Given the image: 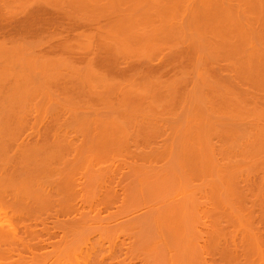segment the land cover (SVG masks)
<instances>
[{
	"label": "bare ground",
	"instance_id": "6f19581e",
	"mask_svg": "<svg viewBox=\"0 0 264 264\" xmlns=\"http://www.w3.org/2000/svg\"><path fill=\"white\" fill-rule=\"evenodd\" d=\"M13 1L18 3V0H0V28H2L0 30V34L2 35L0 36V264H45L51 258L50 264H79V260L81 259H83L81 260L83 264H138V262L139 264H210L207 260L208 258L211 259V264H215L219 260L220 264H230V260L234 262L232 264H264V218H261L263 215L258 214L257 210H255L257 209L256 206H258L255 202L262 203L261 206L264 210V166H262V170H259L262 172V175L260 177L257 175L258 180H254V177L251 179L248 176V173L252 170V165L257 163L258 160L259 162H264V158L257 157L258 160L255 158L256 156H253L252 160L250 159L251 157L249 159L245 158L249 162H244H251L249 164V169L251 170L248 169L249 171L244 170L242 167L241 161L243 156L240 159L236 157V161L233 159L238 154L232 157L234 160L232 162L229 160L231 158L230 155L221 151L223 155L219 154L221 159H217V152L211 142V137L216 132H219V129L216 128L217 125H214L215 129L214 127L212 129L213 125L211 126L206 121L207 114L213 115L215 113V116L217 115V109L213 103L212 107L210 102L215 95L219 96L217 94H220L219 90L221 88L217 84H223L224 82H217L219 79L216 80L217 77L214 78L213 72L211 71L212 75H210L208 71L209 68H217L216 58L218 57H215L214 54L217 55L218 52H223L225 58L226 54H230L231 56L235 54V52L240 50V47L245 49L249 48V45H252L249 41L253 38H258L252 32V30L255 31L252 25L253 19H257V17L254 16L253 18L252 15L256 12H259V15L261 13L264 14V0H86L90 4H85V6L88 5L89 7L81 6L85 3V0H82L83 2L76 0L75 4L80 3L76 7L77 11L75 10V6H72L74 3H71V0H69L71 7L75 8L76 13L69 7L70 4L65 5L66 2L64 0H29L33 2L28 5V0H24L27 7L25 4L23 7V0H19V2L22 1V6H20V3L14 2L13 4ZM10 5H13V7ZM17 5H19V8ZM29 6L32 8L30 9ZM60 7L65 8L62 10ZM66 7L71 8L73 14H75L73 15L74 17L72 16V22L70 21L71 24L78 25L77 27H73L74 29L71 28L74 25L69 24L70 22L64 17L66 15L64 11L67 9ZM79 7L92 11L88 13L84 10L87 14L82 11L83 9L81 11L78 10ZM90 7L91 9H89ZM20 8L24 10V13H22L23 10H20ZM24 8L26 10L29 8L30 11H26ZM212 8L216 11L214 12ZM17 11L19 12V20L16 19V16L18 18ZM63 11L64 13H62ZM78 11L85 14L81 13V15ZM208 11L210 12V16L212 12L216 13L218 11V18L214 14L215 18L211 16L212 18L208 19ZM60 13L64 15L62 16ZM77 14L81 16V19ZM86 14L90 19L87 16H83ZM248 14L250 15L248 16ZM62 17L66 19L65 23L71 25L67 24L65 27L73 30H67L64 27L56 28L62 26L64 23L62 21L63 23L61 24L60 20H64L60 19ZM84 17L87 18V21L82 22V18L83 20L86 19ZM11 20L18 21H15L16 23L13 24ZM56 20L60 21L61 25L58 23V26H56ZM88 20H91L93 23L91 21L89 23ZM99 20H104V23L108 21L109 25L106 23L105 25H108L106 27L100 21L101 24L103 23L102 27L99 24ZM10 23L12 29L10 28ZM43 23L45 25L51 24V28L53 25L55 32L52 34L53 30L50 27L48 28L49 25L45 26ZM78 23L85 28H82ZM85 24L88 27L84 26ZM93 24L98 26L94 27ZM224 24H226L227 28H218L224 26ZM6 26H9L10 29L5 28ZM14 26L16 30L13 29ZM39 26H42V31H44L43 28L48 30L42 33L39 31L41 30ZM78 28L79 30H77ZM57 29L61 30L62 33L59 30V33H57ZM75 29L79 32H76ZM207 29L211 33H219V36L222 37L221 42L218 43V39H216L218 40L217 43L216 40L215 42L213 40V43L207 41L210 39L204 40L202 36L206 34ZM9 30H12L10 34L12 32L13 34H21L15 35L18 37V41H16L17 38L15 36L12 37V35L8 34ZM1 31L9 36L3 38L6 35L1 33ZM37 31H39V35L43 38L47 37L46 39H49L51 36L50 41H44L39 36L41 40L39 38L35 39L38 40V42L35 41L37 44L35 42V44L30 43L32 42L30 39H34L38 35H33ZM84 31H89V33H83ZM46 33L49 35H46ZM29 34H32L34 38ZM42 34H45V36ZM1 37L3 38L2 40ZM26 38L30 41L26 40ZM257 40L259 41V38ZM45 44L46 46H44ZM261 49L255 47L253 53L246 54L245 58L242 59L240 66L244 74L248 75L249 72L250 75V72L254 73V71L258 74L259 71L255 70L257 69L255 66L257 63H261L258 66H264L263 59H260L264 54V48ZM214 51L215 53H213ZM259 53H262V55ZM74 57L83 62V64L85 63V66L78 64L81 68H77L76 63L79 62H75L76 59ZM155 57L159 59L155 60L157 63L154 61ZM163 59H165L166 63L163 62ZM138 61H148L147 69L149 68L150 70H154L152 66L157 65L155 67L157 77H136L134 75L131 76V74L130 76L120 77L133 69L139 71L141 68L137 69L136 67H141L142 64L144 66V62H141L139 66ZM223 61L219 63H223ZM210 62L211 65H216L214 67L210 66ZM235 64L231 60L230 63L227 62L220 65L219 71H222L220 72L221 75L227 69L229 70V74L221 78L222 80L228 79V88H232L234 85L238 87V85H241L238 82L242 83V79L245 82L247 81V75L239 77V70H237L239 67H235ZM169 65L175 69L173 71H176L180 67V70L178 69L177 71L178 75L177 72L172 73L174 74L173 76L168 74V78L170 76L173 77H170V80L165 76L166 70L168 68L171 69V66L168 67ZM185 65L189 69L191 66L190 71L192 73L189 70L190 74L187 72ZM144 67L146 68V66ZM145 68L143 69L144 71ZM17 69H20L21 72ZM23 69L26 71L24 72ZM104 70L108 71V74L111 71L114 76H117H106ZM152 70L151 72H155ZM18 71L19 74L22 73L23 75H18ZM63 71L68 73L70 77L66 78ZM179 71H181L180 74ZM26 72L30 74L27 75ZM35 72H40L39 74L42 72L43 75H41L43 77L34 76ZM50 73L52 74L50 75ZM187 73L189 76L195 74V78L197 79L195 84L198 81L196 85L194 84V80L192 82L188 77ZM257 74L252 75L258 76ZM52 75H56V77H52ZM191 78L195 79L192 76ZM66 79L73 80V83L75 81L74 85L78 82L75 88L74 86L71 87V89L74 88L75 92L77 89L79 91L82 85L80 93L83 92L84 94V88L87 85L89 88L87 89L86 87L85 91L89 92L88 96L92 97L94 95L100 99L103 97V101L92 97L94 101L96 100L95 103L97 101L100 102L99 106H102L104 103L102 108L100 107L101 111L98 109V104L96 105L98 106L97 109L93 103H90L93 105H89V108L88 104H85V100L84 104L88 108H85V105H83L82 109L79 108L80 104L79 107L77 106L80 103V100L78 101L77 99L78 97H75L76 103H71V101H74L73 95L71 97L67 94V96L62 93L59 94L57 91L53 92L56 87L59 88V85L64 86V82L61 83L63 85L56 83L65 81ZM209 79L214 80L210 81ZM70 80L68 82L71 84ZM189 80L192 83L190 82L191 84L187 83L186 85L187 87L190 85L189 88L192 90L185 88L190 91H183L185 83ZM146 82L147 84H145ZM47 83L54 84L51 87L58 86L54 89L49 87V89L51 88L49 90L46 86ZM192 84L194 87L191 86ZM78 85H80L79 88H77ZM144 85L146 86L144 87ZM3 88L7 90L2 91ZM60 90L62 89L60 88ZM236 90H239V87ZM244 90L242 92L248 98L249 92H247L248 90L246 91V88ZM261 90L259 89V91ZM259 91L257 92L258 94ZM72 92L74 93V91ZM85 95L82 96L85 97ZM255 96L253 95V97ZM112 97L116 100L114 101ZM256 97L254 101H258ZM93 100L90 99L91 102ZM115 102L119 104L118 109L115 108L117 105H115ZM105 103L106 106L108 103L107 107H105ZM71 104H75L78 109H74L76 106L72 107ZM186 104L188 107H186ZM254 104L257 105L256 102ZM172 105H177L180 108H177V110L174 106L175 110H173ZM254 108L255 106L252 107L251 111L252 114L254 113L253 116H257L255 113H262V109L255 108L254 111ZM261 108L264 110V106H261ZM102 110H106L105 115L109 117L102 114ZM108 110L114 112L115 114L112 113V116L115 117L112 118ZM168 110H170V118L171 115L172 118L175 115L176 117L179 115V118L175 117L176 119H173H178L177 121L184 120V125H186L184 130L182 129L184 127L183 123L182 127H180V124H174L169 128L175 137L177 136V138H173V141L170 140L171 142H164V144L162 139L160 143L163 144H154L150 141L154 137L153 135H151L153 137H149L150 131L148 132V136L145 134L147 132L145 130L144 133L140 129L144 135L138 132V129L142 128V126H139L141 125L139 123L142 121L148 123L143 124L142 122V125L146 126H150L149 123L152 122L150 128H153V132L157 131L158 134L159 132H163V128L161 130L157 126L164 127V125H167L160 122L165 118V116L162 117L161 115ZM39 111L41 113L37 114ZM89 111L93 113L92 118L87 115ZM196 111L206 113L205 121L207 125L205 123L201 124L203 126L202 131L196 128L201 127L199 124V120L201 121V119L199 116H196L197 114L199 115V113L196 114ZM174 112H178V114ZM251 112L247 111L249 115ZM42 113L43 119L56 121L54 122L55 124L49 125L44 121L48 124V126L45 124L47 127L43 126L42 122L41 124L39 122H37L39 124H35L34 122V124L32 123L29 126L26 125L28 114L35 117L36 115L41 116ZM153 113H161L157 117L158 119L160 118V122L157 120L160 124L156 125L157 123L154 124L151 121ZM146 115L151 118L146 117ZM156 115H153V118H156ZM166 115L168 114L166 113ZM183 115L185 118H183ZM249 115L247 119L250 118V121L252 115L250 117ZM262 115L264 113L258 116ZM193 116L197 119V123L194 122V119L192 120ZM238 116L236 115V117ZM142 117H146V120H141L143 119ZM42 118L35 117L34 120L42 121ZM71 119H81L82 121H89L88 119H90L91 121L89 122L93 121V125L90 123L86 125L85 123V125L81 124L70 127L68 124L62 125L58 123L59 120L67 121ZM126 121L130 122H127V124H131V122L132 124L127 125ZM137 122L138 124H136ZM252 124L255 125V122L251 123L253 129L256 128L257 130L260 127L257 128V124L259 123H256V126ZM40 126L46 128L42 129ZM66 126L72 129H67ZM261 126L260 129L263 131L264 126ZM192 127L194 128L193 130H191ZM24 131L27 135H23ZM21 133L23 136L20 135ZM50 133H52V137L49 135L51 138L47 139V135ZM84 133L86 137H84ZM260 133H258L259 136L256 133L260 138L256 143H259L258 147L264 149L263 145L260 144V140L264 139V131L263 135L262 133L260 135ZM158 134L155 137H158ZM74 136L83 138L79 139L78 137L79 140H75ZM73 137L75 138L74 140ZM156 139L158 140V138ZM251 142L253 143L254 141H250V145H252ZM253 144L254 146L252 147L255 148V143ZM202 146L204 149L207 148L206 151L204 150L206 154L200 155L204 160L203 163L205 162L204 166L207 165L205 172H202V168L200 169V163L202 162L200 156L196 155L197 147L201 149ZM115 148L118 151L124 150L125 154L121 155L122 152L118 151L117 154ZM202 149L198 150L202 153ZM216 150L220 153V150ZM246 150L244 148V151ZM112 153H115V155ZM225 154L229 155V158ZM231 156H233V153ZM246 156L244 155V157ZM225 158L231 162L228 167ZM163 161V165L157 166V164ZM261 165L264 164L261 163ZM210 167L213 168V171ZM252 172L256 173L258 171L253 170ZM213 173L217 175L218 182L211 179L212 176L210 178V175ZM204 175L209 178L208 180H211L208 183L209 188L206 189L208 190V195L207 191H204L205 188L203 190L206 194L205 196L202 189L194 186L192 182L195 177L198 178V176ZM249 178L252 181L249 180L250 184L248 187L246 185V187H237L235 185L239 181L242 182L244 180L247 182ZM216 183L219 185L218 187H216ZM235 194L237 197H235ZM209 196L217 199L216 201L214 199L213 203L217 202L218 205L217 203L215 204L217 207L220 205L221 211H228V206V208L226 207L222 210V206H225L224 201L226 197L227 199L228 197H231V199L235 197L237 199V206L229 204L232 205L231 209L236 207V212L234 214L232 212L229 213V211L224 212L225 216L221 213L223 214L222 217L225 218L222 221L220 220L222 217L219 216L218 220V216H213V213H215L214 209H217L216 212H219L220 209L213 205V209H210L211 206L206 202L209 200L211 202L212 198L209 199ZM220 196H223V198H220ZM246 200L254 202V205L252 204L250 208L248 207L249 210L244 205ZM112 207L115 210H112ZM102 211L107 212L106 216L103 214L105 218L100 215ZM226 213H229L227 217L230 218L232 216L231 221L233 220L232 224L225 225L227 231L225 230V226H222V222L224 221L229 223ZM59 216H65L68 219L52 221V225L47 221L49 218L55 217L56 219ZM206 220L209 221V224H207L208 222L206 223ZM38 223L41 227L38 226ZM235 223L237 224L235 225ZM228 226H231L233 232L237 230L236 235L237 233H242L239 238L242 244L244 243L242 241L247 238L245 236L252 234L248 238L252 244V250L249 253L252 257V259L249 258L251 261L246 258L250 256L244 254V248H241L240 252L243 253H240L238 251L239 248L235 250L236 247L232 248L231 245H229L231 247L227 246V249L223 248L225 251L223 250L222 253L220 251V254H217L218 257L215 255L216 253L209 252L210 248L208 246H211L213 243L217 244L220 239L219 236L212 237V234L217 235L222 233V239L224 240L221 241L227 243L228 238L224 237L223 231L225 230L224 233L228 232ZM20 228L23 229L22 234L19 233ZM203 228L208 233L209 231L211 233L208 234L203 231L202 234L200 229L204 230ZM222 228L225 229L223 230ZM104 230L109 234H106L105 237L102 235V237L100 235L102 233L99 232H104ZM204 232L205 235L207 233L211 237L206 236L204 238ZM199 233L202 234V237ZM94 234L96 239L94 238ZM235 234L233 233L232 235ZM92 235L93 241L90 238ZM24 236L36 239L37 241H31V244L29 240L24 242ZM40 236H42V239H39ZM52 237L53 241H51ZM55 237L58 239L54 241ZM232 237L229 242L235 246L237 243L235 242L236 240H232ZM205 239L207 242H211V245L209 243L208 246L205 245V247L207 246L206 248L203 246V243H207ZM104 242L107 243V248L105 247L106 251L103 248L105 252H101ZM188 244L190 247L187 246ZM18 246L22 250L19 251ZM213 246L215 245L213 244ZM249 246L251 245L249 244ZM187 247L189 250L186 249ZM43 249H48V251L44 255L37 256L38 250ZM23 251L31 253L29 260L27 257L22 256L23 253L21 252ZM18 257H21L20 261L16 260L14 262L13 259ZM215 259L218 260L215 261ZM104 260L107 261L104 262Z\"/></svg>",
	"mask_w": 264,
	"mask_h": 264
},
{
	"label": "rangeland",
	"instance_id": "374dc122",
	"mask_svg": "<svg viewBox=\"0 0 264 264\" xmlns=\"http://www.w3.org/2000/svg\"><path fill=\"white\" fill-rule=\"evenodd\" d=\"M64 1L67 3L69 0H68V1H67V0H64ZM77 1H78V2H83L84 0H83V1H82V0H81V1L77 0ZM93 1H94V0H93ZM96 1H97V0H96ZM14 2L17 3L16 1H13L12 3L14 4ZM21 2H22V1L19 2V0H18V3H17V4L20 3V6H22V5H21ZM25 2H26V1L23 0V7H24V4H25V6L27 7V5L30 4V3L33 2V1H29V0H28L29 3L27 2V5H26ZM72 2L75 4L76 0H75V1L71 0V3H72ZM86 2H87V1L85 0V3H83L81 6L83 7V5L85 6V4H88V3H89V1H88L87 3H86ZM10 3H11V2H10ZM66 3H65V5H69V4H70V1H69V3H67V4H66ZM74 4H72V6H75V8H76L77 5L80 4V3L75 4V5H74ZM89 4H90V3H89ZM89 4H88V5H89ZM33 5H34V4H33ZM65 5H64V6H65ZM88 5H86L85 7H89ZM10 6L13 7V5H10ZM14 6H15V5H14ZM31 6H32V5H31ZM17 7L19 8V5H17ZM23 7H22V8H23ZM34 7H35V6H34ZM69 7H71V4L69 5ZM69 7H66L67 9L64 10L66 15L63 14L64 17H66V19H67L68 22H70L71 19L74 17L73 15H75V14H73V11L71 10V8H72L73 10H74L75 8H74V7L69 8ZM82 7H79V8H81V9L78 8V10L81 11V10L83 9ZM85 7H84V8H85ZM18 8H17V9H18ZM22 8H20V10H23ZM29 8H30V6H29ZM29 8H28L27 10H29ZM31 8H32V7H31ZM31 8H30V9H31ZM60 8L63 10V8H65V7H63V8L60 7ZM68 8L70 9V11H68V10H69ZM24 9L26 10V8H24ZM89 9H91V7H90ZM89 9H88V10H89ZM212 9H213V8H212ZM212 9H209V10H212ZM27 10H26V11H27ZM62 10H61V11H62ZM75 10L77 11V8H76ZM75 10H74V13H76ZM84 10H86V9H83L82 11H84ZM213 10H214V9H213ZM213 10H212V11H213ZM217 10H218V9H217ZM29 11H30V10H29ZM64 11H63L62 13H64ZM71 11H72V12H71ZM86 11H87V10H86ZM86 11H84V12H85V13H87V12L89 13V12L92 11V10H89V11H87V12H86ZM199 11H200V10H199ZM215 11H216V10H214V12H215ZM59 12H60V11H59ZM69 12H70V13H69ZM208 12H209V11H208ZM214 12H212V15H211V16H214L213 18H215V15H214V14H216V17H217V14H218V13H217L218 11H217L216 13H214ZM18 13H19V12L17 11V14H18ZM22 13H24V10L22 11ZM78 13L81 14L82 12H79V11H78ZM85 13H82V14H85ZM88 13H87V14H88ZM247 13H248V12H247ZM258 13H259V12H256V13H254V14L252 15L253 18H254V16L257 17V19H253V24H252V25H253V29H254L255 31L252 30V32H254V33H255L254 35H255L256 37L259 38V41L257 40L258 38H253L251 41H249V43L252 44V45H249V48H245V49H243V48L240 47V50L237 51V52H235V54L232 55L233 57H232L230 54H229V55L226 54V56H225V58H224V54H223V52H218V53H217L218 56H217L216 54H214L215 57H218V58H216L217 61L215 60V61H216V64H217V68L214 67L216 64H215L214 66H213V64L211 65V62L213 63V61L210 62V66H213V67H214L213 69L208 67V68H209L208 71H209L210 75H212V73H211V71H212V72H213V75H214V78L217 77L216 80L219 79V80H217V82L221 83V81H222V82L224 81L223 84H217L218 87L221 88L222 90L220 89V90H219V91H220V92H219L220 94H217V95H219V96H216V95H215V96L211 99L212 101L210 102L211 106L214 104L215 108L217 109V111H216L217 115L215 116V113H214L213 115H211V114H210V115H208V114L206 115V113L203 112V113H204V114H203L202 111H201V113L196 111V114L199 113V115L197 114L196 116H199L200 119H201V121L199 120V122H200L199 124H200V125H201V124H204V123L206 124V123H207L206 121H208V124L210 123L211 126L213 125V126H212V129H213L214 125H215V126L217 125L216 128L219 129V132H216L215 135H214L213 137H211V142H212L213 145L215 146V151L217 152V153H216V157H217V159H219V160L221 159V157L219 156V154L222 156V155H223V154H222L223 151H224L223 153H228V154L230 155L231 158H230L229 160L232 161V162L234 161L233 159H235V161H236L237 158L240 159L242 156L244 157V155H247L246 157H244V159H245V158H248V159H249V158L251 157L250 159L252 160V157H253V156H254V157L256 156L255 158H257V157H258V158H264V149L258 147L259 143H258V144L256 143V142H258V140L260 139V138L258 137V136H259L258 133L261 132L262 135H263V131H264V129H263V131H261V129H260V127H262L261 125L264 126V118L261 119L260 117H262V116L264 117V115H262V116H258V115H261L262 113H264L263 108H261V106H262V107L264 106V104H263V103H264V97H263V95H264V94H263V93H264V90H263L264 86H263V87H260V86L264 85V71H263V70H264V68H263L264 66H258V65H260L261 63H259V64L257 63V65H255L257 69H255V70H256V71L258 70L261 74H260L259 72H258V74H257V73L254 71V73L250 72V75H249V72H248V75H247V74H244L243 71H242L243 69H242V67L240 66V64L242 63V59L245 58V55L248 54V53H251V52L253 53V49H255V47H256V48H260V49H261V48H262V49L264 48V14L261 13V14L259 15ZM17 14H16V15H17ZM20 14H21V12H20ZM60 14H61V13H60ZM79 14H77V15H79ZM82 14H81V15H82ZM87 14H86V15H83V16H87V17H88ZM21 15H22V14H21ZM21 15H20V16H21ZM61 15H62V14H61ZM61 15H60V16H61ZM63 15H62V16H63ZM77 15H76V16H77ZM249 15H250V14H248V16H249ZM262 15H263V16H262ZM72 16H73V17H72ZM211 16H210V12H209V17H208V19H209ZM46 17H47V16H46ZM241 17H242V16H241ZM77 18H78V17H77ZM79 18L81 19V16H80V15H79ZM84 18H86V17H84ZM105 18H106V17H105ZM105 18H104V19H105ZM211 18H212V17H211ZM217 18H218V17H217ZM217 18H216V19H217ZM225 18H226V17H225ZM225 18H224V19H225ZM242 18H243V17H242ZM245 18H246V17H245ZM248 18H249V17H248ZM248 18H247V19H248ZM250 18H251V17H250ZM13 19H15V17H13ZM16 19H18V20L20 19L19 14H18V18H17V16H16ZM60 19H64V20H60ZM60 19L58 18V20L61 21V24H62L64 21H66V19L63 18V17L60 18ZM80 19H79V20H80ZM88 19H90V18L88 17ZM18 20H14V21L11 20V23H12V21H13V24H14V23H16L15 21H18ZM210 20H211V19H210ZM213 20H214V19H213ZM56 21H57V20H56ZM60 21H57V23H56L57 25H56V26H58V23H59ZM62 21H63V22H62ZM84 21H87V18L84 19V20H83V18H82V22H84ZM89 21H91V20H88V22H89ZM100 21H101V20H99V22H100ZM226 21H227V18H226ZM71 22H72V21H71ZM71 22H70L69 24H71ZM80 22H81V20H80ZM91 22H92V21H91ZM99 22H98V23H99ZM101 22L104 23V20L101 21ZM101 22H100L99 24H101ZM11 23H10V28L12 29ZM64 23H65V22H64ZM64 23L62 24V26H59V27H56V28L64 27V28L67 29L68 27H65V26H66L68 23H65V24H64ZM73 23H74V21H73ZM89 23H90V22H89ZM92 23H93V22H92ZM98 23H96V24H98ZM103 23H102V24H103ZM106 23L108 24V21H106ZM106 23H104V25H105ZM13 24H12V25H13ZM43 24H44V23H43ZM53 24H54V23H53ZM59 24H60V23H59ZM61 24H60V25H61ZM69 24H68V25H69ZM78 24L80 25V23H78ZM83 24H84V23H83ZM96 24H93L94 27H97V26H98V25L96 26ZM102 24H101V26L103 27ZM227 24H228V23H227ZM44 25H45V24H44ZM48 25H49V26H48ZM50 25H51V24H47V25H45V26H48V28H49ZM54 25H55V24H54ZM63 25H64V26H63ZM71 25H74V26H72L71 28H73V27H75V26H76V27L78 26V25H75V24H71ZM71 25H69V26H71ZM89 25H90V24H89ZM93 25H92V26H93ZM108 25H109V24H108ZM108 25H105V26L107 27ZM225 25H226V24H224V26H222V27H218V28H219V29H222V28L226 27ZM229 25H230V24H229ZM229 25H227V26H229ZM252 25H251V27H252ZM2 26H3V25H2ZM42 26H43V25H42ZM42 26H39V29H41V30H39V31H41V32L43 33L44 31L48 30V29L45 30V28H43L44 31H42ZM45 26H44V27H45ZM80 26L82 27L83 25H80ZM84 26L88 27L86 24H85ZM101 26H99V27H101ZM105 26H104V27H105ZM216 26H217V25H216ZM243 26H245V25H243ZM243 26H241V27H243ZM3 27H4V26H3ZM230 27L232 28V26H230ZM230 27H229V28H230ZM5 28L8 29L9 26H6ZM10 28H9V29H10ZM15 28H16V27L14 26L13 29H15ZM46 28H47V27H46ZM50 28H51V27H50ZM54 28H55V27L52 25V28H51V29L53 30V32H51L52 34L55 32V31H54ZM71 28H69V29H70V30H73V29H74V28H73V29H71ZM82 28H85V27H82ZM226 28H227V27H226ZM66 29H65V30H66ZM69 29H67V30H69ZM80 29H81V28H80ZM86 29H87V28H86ZM92 29H93V27H92ZM233 29H235V28L233 27ZM0 30H2V28H0ZM4 30H6V29H4ZM4 30H3V31H4ZM15 30H16V29H15ZM55 30H56V29H55ZM58 30H59V29H57V31H56L57 33H59V32L61 31V30H59V32H58ZM77 30H79V28H78ZM77 30L75 29L76 32H79V31H77ZM88 30H90V29L88 28ZM3 31H1V33L4 34L5 32H3ZM6 31H7V30H6ZM11 31H12V30H9V33H8V32H7V33L10 34ZM13 31H14V30H13ZM39 31H37L38 33L35 32V33L33 34L34 36H35V34H36V35L38 34L37 36H35V38L33 37L32 34H29V35H31V36L34 38V39H30V40H32V42H30V43L35 44L36 42H38V40H35V39H38L39 36H41V35H39ZM80 31H81V30H80ZM82 31H83V30H82ZM226 31H227V30H226ZM48 32L50 33V31H48ZM48 32H47V33H48ZM72 32H73V31H72ZM86 32L89 33V31H84L83 33H86ZM44 33H45V32H44ZM47 33H46V35H49V34H47ZM57 33H56V34H57ZM61 33H62V31H61ZM74 33H75V32H74ZM205 33H206V34H205ZM205 33H204V34H205L204 36H206V37H204V36H202V37L204 38V40L210 39V40H207L208 42L210 41V43H213V40H214V42H215L216 39L219 40L218 43H220L221 40H222V39H221L222 37L219 36V33H213V32H212V33L214 34V35H213V34L210 32L209 29H207V31H206ZM210 33H211V34H210ZM258 33H259V34H258ZM8 34H4V35H6V36L3 35V36H4L3 38H6L7 36H9ZM18 34L21 35L20 33H18ZM18 34H17V33H16V34H15V33L13 34V32H12V34H10V35H12V37H13V36L18 35ZM52 34H51V35H52ZM261 34H262V36H261ZM22 35H23V34H22ZM29 35H27V36H29ZM42 35L45 36V34H42ZM258 35H259V36H258ZM0 36H2V35L0 34ZM12 37H11V38H12ZM15 37H16V36H15ZM20 37H21V36H20ZM32 37H31V38H32ZM57 37H58V36H57ZM215 37H217V38H215ZM261 37H263V38H261ZM3 38L1 37V40H2ZM16 38H17V40H16V39H15V40L18 41V37H16ZM28 38H30V36H29ZM28 38H26V40H29ZM41 38H43V37L41 36ZM41 38H39V40H41ZM46 38H47V37L43 38L44 41L49 40V39L51 38V36L49 37V39H46ZM223 38H224V37H223ZM43 39H42V41H43ZM55 39H57V38H55ZM55 39H54V40H55ZM8 40H9V39H8ZM20 40H21V39H20ZM20 40H19V41H20ZM30 40H29V41H30ZM218 40H216V43H217ZM29 41H28V42H29ZM35 41H36V42H35ZM49 41H50V40H49ZM55 41H56V40H55ZM235 41H236V40H235ZM261 41H262V42H261ZM34 42H35V43H34ZM39 42H41V41H39ZM52 42H54V41H52ZM44 43H46V42H44ZM49 43H50V42H49ZM216 43H215V44H216ZM249 43H248V44H249ZM36 44H37V43H36ZM262 44H263V46H262ZM44 46H46V44H45ZM43 48H44V47H43ZM262 49H261V50H262ZM40 50H41V49H40ZM40 50H38V51H40ZM38 51H37V52H38ZM263 51H264V50H263ZM213 53H215V51H214ZM220 53H222V54H220ZM263 53H264V52H263ZM259 54L262 55V53H259ZM263 55H264V54H263ZM263 55L261 56L262 58L259 57L261 60L263 59L262 61H264V57H263ZM228 56H230L231 58L228 57ZM255 56H256V55H255ZM258 56H259V55H258ZM215 57H214V58H215ZM221 57H222V58H221ZM234 57H235V58H234ZM256 57H257V56H256ZM74 58H75V57H74ZM232 58H233V59H232ZM75 59H76V58H75ZM75 59H74V60H75ZM224 59H227V60H224ZM257 59H258V58H257ZM260 59H259V60H260ZM155 60H159V59H158L157 57H155V58H154V61H155ZM163 60H164L163 62H165V59H163ZM212 60H213V58H212ZM223 60H224L225 62H224ZM231 60H233V61L236 63V64H235V67H236V66L239 67V69L237 68V70H239V71H238V72H239V77H240V76H243V75H247V76H246V80H247L246 82H245L243 79L241 80L242 83H241V82H240V83L238 82V84H241V85H238L239 90H236V88H238V87H236L235 85H234L232 88H228V87H229V81H228V79H225V80H224V79H223V80L221 79L222 77H224V76L226 77V75L229 74V73H228L229 70H228V69H227L228 71L226 70V71H227V74H226V71H225V72H224L225 74L223 73V75H221L220 72H222V71H221V70L219 71V69L221 68L220 65H222V64H224V63H227V62L230 63ZM261 60H260V61H261ZM76 61L79 62V63H76V64H77V68H78V67L81 68V66H78V64H81V65H82L83 62H80L79 59H76L75 62H76ZM215 61H214V63H215ZM221 61H223V63H219V62H221ZM226 61H227V62H226ZM138 62H139V63H138L139 66L141 65V62H144V66H146V68H145V67L143 66V64H142L143 67H142V66H141V67H136L137 69L141 68V69H139V71L136 70V69H133L134 72H133V70H130L129 72H127V73H129V75H127V73H126V75H122V76H120V77L130 76V74H131V76L134 75V76H136V77H137V76H138V77H140V76L145 77V76H146V78H155V77H157V73H156V71H155V67H157V65L154 66V65L152 64V65L154 66V67L152 66V68H153L154 70H152V69H151V70H152V71H155V72H151V70H150L149 68L147 69V64H148L147 62H148V61H147V62H146V61H138ZM145 62H146V65H145ZM135 63H136V62H135ZM155 63H157V62L155 61ZM155 63H154V64H155ZM161 63H162V62H161ZM165 63H166V62H165ZM74 64H75V63H74ZM84 64H85V63H84ZM84 64H83V65H84ZM138 64H136V65L138 66ZM163 64H164V63H163ZM163 64H161V65H163ZM218 64H219V65H218ZM263 64H264V63H263ZM263 64H262V65H263ZM229 65H230V64H229ZM75 66H76V65H75ZM84 66H85V65H84ZM86 66H87V64H86ZM170 66H171V65H169L168 67H170ZM226 66H228V65H226ZM257 66H258V67H257ZM183 67H184V66H183ZM183 67H181V68H183ZM187 67H188V66L185 65V68H187ZM253 67H254V66H253ZM259 67H260V68H259ZM75 68H76V67H75ZM82 68H84V67H82ZM144 68H145V71L143 70ZM179 68H180V67H179ZM179 68H178V69H179ZM185 68H184V69H185ZM230 68H231V67H230ZM254 68H255V67H254ZM254 68H253V69H254ZM261 68H262V70H260ZM26 69H27V68H26ZM166 69H167V68H166ZM176 69H177V68H176ZM178 69H177L176 71H173V70H175V69L171 66V69L168 68V69L166 70V72H165V76H167V78H168V74L173 76L174 74H172V73L177 72ZM190 69H191V66H190ZM190 69L187 68L186 70H187V72H188V70H189V72L192 73V71H190ZM214 69H215V70H214ZM17 70L20 71V69H17ZM149 70H150V71H149ZM179 70H180V69H179ZM186 70H185V71H186ZM213 70H214V71H213ZM230 70H231V69H230ZM19 71H18V75H20V74L23 75L22 73L19 74ZM23 71L25 72L26 70L23 69ZM23 71H22V72H23ZM135 71H136V73H135ZM181 71H184V70H181ZM181 71H179V74H180ZM206 71H207V70H206ZM251 71H252V70H251ZM20 72H21V71H20ZM104 72H106V70H104ZM107 72H108V71H107ZM107 72H106V76H108V75L111 76V77L114 76L113 72L110 71L111 73L109 72V74H108ZM189 72H188V73H189ZM39 73H40V72H38V73L35 72L34 76L36 75V76H40V77H41V76L43 75L42 72H41L42 75L39 74ZM63 73L65 74L64 76H65L66 78L70 77L68 73H66V72H64V71H63ZM140 73H141V75H140ZM154 73L156 74V76H155ZM188 73H187V74H188ZM194 73H195V72H194ZM214 73H215V74H214ZM240 73H241V74H240ZM251 73H252V74H257L258 76H254V75H252ZM15 74H16V73H15ZM26 74H27V72H26ZM29 74H30V73H28L27 75H29ZM32 74H33V73H32ZM32 74H31V75H32ZM45 74H48V73H45ZM51 74H52V73H50V75H51ZM54 74H57V75H58L59 73H54ZM60 74H61V73H60ZM115 74H116V73H115ZM166 74H167V75H166ZM189 74H190V73H189ZM189 74H188V77L191 79L192 82H193V80H194V84H195V81L197 80V79L195 78V74H194V75L191 74V76H192L193 78H195V79H192L191 76H189ZM207 74H208V72H207ZM216 74H217V75H216ZM234 74L237 75L236 72H234ZM262 74H263V75H262ZM16 75H17V74H16ZM24 75H25V74H24ZM143 75H144V76H143ZM151 75H152V76H151ZM177 75H178V72H177ZM210 75L208 74L209 78H210ZM220 75H221V76H220ZM259 75H260V76H259ZM61 76H62V75H61ZM116 76H117V75H115L114 77H116ZM147 76H148V77H147ZM150 76H151V77H150ZM153 76H154V77H153ZM158 76H160V75H158ZM172 76H170V77L173 78ZM237 76H238V75H237ZM42 77H43V76H42ZM45 77H46V76H45ZM47 77H48V76H47ZM50 77H51V76H50ZM52 77H56V75H55V76L52 75ZM59 77H60V76H59ZM170 77H169V78H170ZM186 77H187V75H186ZM219 77H220V78H219ZM247 77H250L251 79L253 78L252 81H251L250 78L247 79ZM146 78H145V79H146ZM169 78H168V79H169ZM189 78H188V79H189ZM212 78H213V77H212ZM168 79H167V80H168ZM239 79H240V78H239ZM63 80H64V79H63ZM69 80H70V79H69ZM69 80L66 79L65 81H61V82L56 83V84L59 85V84H61V83L64 82L63 84H64V86H66V87L68 86L67 88L64 87V86H60V85H59V88H58V87H56V86H58V85H56V86H55V87L57 88V89H56L55 87H51L52 85H54V84H52V83H47L46 86H47L48 89H49V87H51V88H53V89L55 88L54 90L52 89L53 92L57 91V93L59 92V94L62 93V94H64V95L67 94V95H70V96L73 95L74 101H71V103H72V102H73V103H76L75 100H76V98L78 97L77 99H78V101L80 100V101H79L80 103L77 102V103H78L77 106L79 107V104H80V107H79V108H82V109H83V105H85V104H88V107H89V105L92 106L93 104H94V106H96L97 104H98V106H99V103H100V102L97 101V103H95L96 100L94 101V100L92 99V97L96 98V96H94V95H93L92 97H91V96H88L89 92L87 91V92H88V93H87V92L85 91L87 85H85V88H84V94H83V92L80 93V92H81L80 90H81V87H82V85H81L80 83H79V84L81 85V87H80L79 91H78L77 88H79L80 85H78V87L76 88L77 90H76V92H75L74 88L76 87V85H77L78 82L76 81L77 83H76V85H74L75 81H74V83H73V82H72L73 80H72V81L70 80V81H71V84H70V82H68ZM169 80H170V79H169ZM209 80L211 81V80H214V79H209ZM249 80H250V81H249ZM253 80H255V81H253ZM191 81L189 80L188 82L185 83V86L183 87V89H184L183 91H185V90L187 91V90H189V89L192 90L191 88H189L190 85H188V87H187V85H186L187 83L189 84ZM243 81H244V82H243ZM65 82H66V83H65ZM147 82H148V80H147ZM147 82H146L145 84H147ZM192 82H191V83H192ZM213 82H214V81H213ZM247 82H248V83H247ZM68 83H69V84H68ZM72 83H73V84H72ZM191 83H190V84H191ZM197 83H198V81L196 82V84H197ZM63 84H61V85H63ZM196 84H195V85H196ZM234 84H235V83H234ZM69 85H70V86H69ZM232 85H233V84H232ZM72 86H74L73 89H71ZM145 86H146V85H144V87H145ZM191 86H193V84H192ZM240 86H241V88H240ZM246 86H247V87H246ZM62 87H64V88H62ZM193 87H194V86H193ZM218 87H217V88H218ZM230 87H231V86H230ZM51 88H50V89H51ZM60 88H61L62 90H60ZM65 88H66V89H65ZM69 88H70L71 90H70ZM88 88H89V87H87V89H88ZM185 88H189V89H185ZM244 88H246V91L248 90L247 92H249V95H248L249 97H248V98L245 97V95H244L243 92H242V91H245ZM50 89H49V90H50ZM64 89H65V90H64ZM231 89H232V90H231ZM254 89H255V90H254ZM259 89H260V90L262 89L261 91H263V93H261V91H259ZM6 90H7V89H5V88L2 89V91H6ZM67 90H68V91H67ZM190 90H189V91H190ZM230 90H231V92H230ZM257 90L259 91V94H261L260 96H259V94L257 93V92H258ZM63 91H64L65 93H64ZM72 91H74V93H73ZM77 91H78V92H77ZM256 91H257V92H256ZM66 92H67V93H66ZM69 92L72 93V94H70ZM240 92H241V93H240ZM247 92H246V93H247ZM76 93H78V94L75 95ZM79 93L82 94V95H85V93H86V95H87L88 97L85 95V97H86V98H85V97H83L82 95H80ZM236 93H237V94H236ZM250 93H251V94H250ZM62 94H61V95H62ZM235 94H236V95H235ZM247 94H248V93H247ZM64 95H62V96H64ZM67 95H66V96H67ZM74 95H75V96H74ZM253 95H256V96H257V97L255 96V97H256V99H257L259 102H258V101H254L255 97H253ZM81 96H82V97H81ZM212 96H213V95H212ZM212 96H211V97H212ZM71 97H72V96H71ZM75 97H76V98H75ZM90 97H91V98H90ZM81 98H83V99H81ZM84 98H85V99H84ZM102 98H103V97H102ZM102 98H101V99H100V98H96V99L102 100ZM112 98H113V97H112ZM249 98H251L252 100L249 99ZM87 99H88V100H87ZM90 99L93 100V102H91ZM36 100H37V99H36ZM85 100L87 101V103H86ZM111 100H112V99H111ZM113 100L115 101L116 99L113 98ZM177 100H178V98H177ZM81 101H82V102H81ZM84 101H85V104H84ZM89 101H90V102H89ZM102 101H103V100H102ZM102 101H101V102H102ZM106 101H107V100H106ZM34 102H35V100H34ZM64 102H65V100H64ZM255 102L257 103V105L254 104ZM90 103H93V104H90ZM102 103H103V102H102ZM108 103H110V102H108ZM108 103H107V106H108ZM113 103H114V102H113ZM113 103H112V104H113ZM185 103H186V102H185ZM185 103H184V104H185ZM212 103H213V104H212ZM67 104H68V103H67ZM116 104H117V103L115 102V105H116ZM210 104H209V105H210ZM261 104H262V105H261ZM65 105H66V104H65ZM68 105H69V104H68ZM81 105H82V106H81ZM103 105H104V103H103ZM103 105H102V106H103ZM109 105H110V104H109ZM167 105H168V104H167ZM177 105H178V104H177ZM177 105H176V106H175V105H172V106H173V110H175V107H176V109H177V108H180V107H177ZM252 105H253V106H252ZM71 106L73 107V106H76V105H75V104H71ZM77 106H76V108H74V109H78ZM94 106H93V107H94ZM98 106H96V109L98 108ZM102 106H99L98 109L100 110V109L102 108ZM107 106H106V103H105V107H107ZM113 106H114V105H113ZM174 106H175V107H174ZM178 106H179V105H178ZM191 106H192V105H191ZM254 106H255V108H258L259 110L262 109V110H261V111H262L261 114H260V113H259V114H258V113H255V115H257L258 117H257V116H253L254 113L252 114V112H251V111H252V107H254ZM8 107H9V106H8ZM65 107H66V106H65ZM68 107L71 108L70 106H68ZM68 107H67V108H68ZM84 107H85V108H88L87 105H85ZM100 107H101V108H100ZM109 107H111V106H109ZM109 107H108V109H109ZM117 107L119 108V104H117V105L115 106V108H117ZM164 107H165V105H164ZM167 107H169V106H167ZM167 107H166V108H167ZM184 107H185V106H184ZM186 107H188L187 104H186ZM189 107H190V105H189ZM192 107H193V106H192ZM212 107H213V106H212ZM11 108H12V107H11ZM14 108H15V107H14ZM14 108H13V109H14ZM85 108H84V110H85ZM89 108H90V107H89ZM118 108H117V109H118ZM255 108H254V111H255ZM105 109H106V108H105ZM110 109H112V108H110ZM186 109H189V108H186ZM216 109H215V110H216ZM113 110H114V108H113ZM171 110H172V109H171ZM177 110H178V109H177ZM179 110H181V109H179ZM200 110H201V109H200ZM246 110H247L248 112H249V111L251 112L250 115H249V113H247ZM41 111H42V110H41ZM41 111H39L37 114L41 113ZM100 111H101V110H100ZM109 111H110V110H108V113H109V115H111V116L113 115L112 113L115 112V110H114V112L110 111L111 113H110ZM254 111H253V112H254ZM89 112H90V113H89ZM89 112H87V113H88L87 115H88V117L90 116V117L92 118V117H93V115H92L93 113H92L91 111H89ZM103 112H105V113H103ZM169 112H170V110H168V111L166 112L168 115H166L165 112H164L165 114L162 112L163 115H161V116H162V117L165 116V118H166V119H165V118L162 119V117L160 116L161 119H162V120H161L162 122H160V120H159L160 118H159V119L157 118L158 115H160L161 113H159V114H157V113H153V114H152V118H151V117H148V115H146V117L152 119L151 121H153L154 124L157 123L156 125H158V124H160V123H161V124H162V123H163V124H167V125H164V127H162V126L159 127V125L157 126V128H159V129L163 128V132H161V133L159 132V134H158L157 131H154V132H155V133H154V132H153V128H152V127L150 128V126L152 125V124H151L152 122H150V123H149L150 126L147 125V126H149V127H147L146 125H142V122H143V121H142L141 123H139V124H141V125H139V126H142V128H139V129H138V132L141 133V134H143V132H144V130H145V131H147V132H146V133L144 132V133L147 134V136H148V132L150 131V133H149V134H150L149 137H150L151 135H153L154 137H153V136H151V137H153L154 139L152 138L153 140H152V139L150 140V138H151V137H150L149 140L152 141L154 144H155V143H156V144H157V143L159 144V143L162 141V139H163V141H162L163 143H164V142H165V143H166V142L169 143L170 140L173 141V138H177V136L175 137L174 133H173V132L171 131V129H169V128H171L172 125H174V124H175V125H176V124H180V125H181L180 127H182V126L185 124V122H184V120H183V121L181 120L182 122H181L180 120L177 121L178 119H177V120H174V119H176L177 117L179 118V115L176 117L175 114H174V115H175L176 118L173 116V118H174V119H173V118H172V115H171V118H172V119H171V118H170V113H169ZM172 112H173V111H172ZM172 112H171V114H172ZM257 112H258V110H257ZM48 113H49V112H48ZM62 113H63V112H62ZM64 113H65V112H64ZM174 113H177V114H178V112H174ZM179 113H180V111H179ZM102 114L105 115V114H106V110H104V111L102 110ZM114 114H115V113H114ZM116 114H117V113H116ZM149 114H150V113H149ZM156 114H157V115H156ZM180 114H181V113H180ZM45 115H46V114H45ZM62 115H63V114H62ZM153 115H154V116L156 115V118H157V119H156V118H153V117H154ZM205 115L207 116V119H206ZM236 115H239V116H241V117H240V118H239V116L236 117ZM248 115H249V117L252 115L250 121H249L250 118L247 119ZM37 116H38L39 118H42L43 113L41 114V116L36 115L35 117L38 118ZM46 116H48V115H46ZM46 116H44V117H46ZM105 116L107 117L108 115H105ZM111 116H110V117H111ZM117 116H118V115H117ZM149 116H150V115H149ZM191 116H192V115H191ZM191 116H190V118H191ZM194 116H195V115H194ZM194 116H193V117H194ZM245 116H246V117H245ZM30 117H31V118H30ZM33 117H34V116H33ZM33 117H32V115L29 116V114H28L27 119H26V125H27V126H29V125L32 124V123L34 124V122H35V124H36L37 122H39V123L41 124V122H42V123H43V126H46V125L48 126V124L50 125V124H52V123L55 124L54 122H56V121H53V120H51V121H50V120H45V118H44V119L42 118V121H41V120L38 121V120H36V119H35V120H36V121H35V120H34L35 117H34V118H33ZM108 117H109V116H108ZM113 117H115V116H112V118H113ZM146 117H145V118L142 117L143 119H141V120H144V119L146 120ZM181 117H182V116H181ZM193 117H192V120L194 119V120H195L194 122L197 123V122H198V121H196L197 119H196L195 117H194V118H193ZM243 117H244V118H243ZM253 117H254V119H253ZM32 118H33V119H32ZM46 118H48V117H46ZM139 118H140V117H139ZM183 118H185L184 115H183ZM187 118H188V117H187ZM237 118H238V119H237ZM241 118H242V119H241ZM245 118H246L248 121H247ZM255 118H256V119H255ZM122 119H123V118H122ZM164 119H165V120H164ZM205 119H206V121H205ZM252 119H253V120H252ZM88 120L91 121L90 119H88ZM139 120H140V119H139ZM148 120H149V119H148ZM148 120H147V121H148ZM157 120H159L160 123H159ZM254 120H255V121H254ZM44 121H45L46 123H48V124H46ZM64 121H65V123H64ZM64 121L59 120L58 123H61L62 125H63V124H64V125H65V124H68V125H70V127H72V126H77V125H81V124H84V125H85V123H86V125H88L89 123H90L91 125H93V121H92V122H89V121H82L81 119H80V120H78V119H77V120H73V119H71V120H67V121L64 120ZM79 121H80V122H79ZM81 121H82V122H81ZM123 121H124V120H123ZM155 121H156V122H155ZM94 122H95V121H94ZM127 122H129V121H126V124H127ZM191 122H193V121H191ZM254 122H255V125L252 124V125H254V126H256V123H259V124H260V125L257 124V125H258L257 128L260 126L257 130H256V128L253 129V127H251V123H254ZM27 123H28V124H27ZM39 123H37V124H39ZM58 123H56V124H58ZM87 123H88V124H87ZM106 123H108V122H106ZM109 123H110V122H109ZM121 123H122V122H121ZM129 123H130V122H129ZM129 123H128L127 125H131V124H132V122H131V124H129ZM134 123H135V122H134ZM134 123H133V124H134ZM182 123H183V125H182ZM45 124H46V125H45ZM95 124H96V123H95ZM124 124H125V121H124ZM136 124H138V122H137ZM143 124H148V123H146V121H144ZM154 124H153V125H154ZM191 124H192V123H191ZM193 124H194V123H193ZM222 124H223V125H222ZM194 125H196V124H194ZM206 125H207V124H206ZM43 126H40V127H41L42 129H44V128L47 127V126H46V127H43ZM144 126H145V128H143ZM154 126H155V125H154ZM154 126H153V127H154ZM167 126H168V127H167ZM185 126H186V125H184V127H182L183 130H184V128H186ZM70 127H68V128H70ZM166 127H167V128H166ZM174 127H175V126H174ZM194 127H195V126H194ZM202 127H203V126L201 125L200 128H199V127H196V128H197L198 130H199V129H200V130H201V129L203 130ZM204 127H205V126H204ZM58 128H59V127H58ZM58 128H57V130H58ZM66 128H67V126H66ZM66 128H63V129H66ZM68 128H67V129H68ZM146 128H148V129L146 130ZM154 128H155V127H154ZM164 128H165V129H164ZM205 128H206V127H205ZM70 129H72V128H70ZM140 129H141L143 132L140 131ZM150 129H151L152 131H151ZM180 129H181V128H180ZM193 129H194V128L192 127L191 130H193ZM214 129H215V127H214ZM237 129L239 130V132H238ZM57 130H56V131H57ZM61 130H62V127H61ZM133 130L135 131V129H133ZM133 130H131V131H133ZM154 130H155V129H154ZM161 130H162V129H161ZM161 130H158V131H161ZM202 130H201V131H202ZM216 130H217V129H216ZM254 130H255V131H258V132H255ZM195 131H197V130H195ZM70 132H71V131H70ZM171 132H172V133H171ZM199 132H200V131H199ZM52 133H53V132H52ZM52 133H50V134L47 135V136H48L47 139H49V138L52 137ZM153 133H154V134H153ZM217 133H218V134H217ZM256 133L258 134V136H257ZM261 133H260V135H261ZM84 134H85V133H84ZM84 134H83V135H84ZM156 134H158V135H157L158 137H155ZM160 134H161V138H160ZM20 135H21V136H23V135H27V133L24 131V132H23V135H22V133H21ZM49 135H50L51 137H50ZM143 135H144V134H143ZM143 135H142V136H143ZM173 135H174V136H173ZM81 136H82V135H81ZM142 136H141V137H142ZM256 136H257V137H256ZM74 137H75V136H74ZM74 137H73V140H74L75 138H76L75 140H79V139H82V138H83V137H80V136H77V137H75V138H74ZM78 137H79V139H78ZM84 137H86V134H85ZM109 138H110V137H109ZM144 138H147V137H144ZM156 138H158V140H157ZM159 138H160L161 140H160ZM261 138H262V136H261ZM263 138H264V135H263ZM164 140H165V141H164ZM171 141H170V142H171ZM174 141H175V139H174ZM250 141H254L253 143H255V148L252 147V146H254V144H253L252 142H251L252 145H250ZM260 141H261V142H260ZM260 141H259L260 144H262V145H263V148H264V139H263V140H260ZM163 143H160V144H163ZM165 143H164V144H165ZM262 145H260V146L262 147ZM203 146H204V145H203ZM203 146H202L203 149L201 148V149H202V153H201V151H199V150H201V149H200L199 147H197V154H196V155H197L198 157H199L200 155H203V153L206 154L205 151H206L207 148L204 149ZM200 147H201V146H200ZM205 147H206V146H205ZM223 147H224L225 150L223 149ZM250 147H252L253 149L250 148ZM221 148H222V149H221ZM244 148L247 149V150L244 151ZM110 149H111V148H110ZM115 149H116V153H117V154H118V152H122L121 155L125 154V153L123 152V151H124L123 149H122L123 151H118L117 148H115ZM115 149H114V150H115ZM198 149H199V150H198ZM216 149L220 150V153H219ZM250 149H251V150H250ZM119 150H120V149H119ZM204 150H205V151H204ZM242 150H243L244 153L242 152ZM117 151H118V152H117ZM221 151H222V152H221ZM230 151H231V152H230ZM237 151H241V152H237ZM114 152H115V151H114ZM199 152H200V153H199ZM232 153H233V156H231ZM234 153H235V154H234ZM112 154L115 155V153H112ZM117 154H116V155H117ZM237 154H238L240 157H239ZM225 155H226V154H225ZM225 155H224V157H225ZM229 155H226V156H228L227 158H229ZM234 155H237V156L234 157ZM250 155H252V156H250ZM119 156H120V155H119ZM201 157H202V156H200V158H201ZM232 157H234V158L232 159ZM236 157H237V158H236ZM243 157H242V161H241V163H242V167H243L244 170H248V169L250 168L249 164H250L251 162H250V163H246V162H249V161H247L248 159H245V160H244ZM258 158H257V160H258ZM225 159H226V158H225ZM225 159H223V161H225ZM253 159H254V158H253ZM199 160H200V159H199ZM229 160L226 159V161H227L226 163L228 164L227 167H228L229 164L231 163V162H229ZM251 160H250V161H251ZM201 161H202V162H201ZM201 161H200V162H201V163H200V164H201L200 169L202 168V169H203L202 172H205V170H206L205 167H206L207 165L205 164L206 166H204V163H205V162L203 163V161H204L203 158H201ZM244 161H246V162H244ZM260 162H261V161H260ZM260 162H259V160H258L257 163H255V164L252 165V167H251L252 170L249 169V170H251V171H250V173H248V176H249L251 179L254 177V180H258V176L260 177V176L262 175V172H260L259 170H260V169L262 170V166H264V165H261V163L264 164V162H261V163H260ZM206 163H207V161H206ZM161 164L163 165V164H164V161L161 162V163H159V164H157V166H160ZM209 164H210V163H209ZM209 164H208V165H209ZM216 166H217V165H216ZM207 169H208V167H207ZM210 169H212V171H213V168L210 167ZM249 170H248V171H249ZM253 170H256V171H258V172H256V173H255V172H252ZM212 171H211V173H212ZM251 172H252V175H251ZM254 174H255V175H254ZM257 175H258V176H257ZM211 176H212V178H211ZM195 178H196V177H195ZM195 178H194V180L192 181L194 184H193V183H192V184H193L194 186H198V187H200V189H202V191H203L204 188H205L204 191H207L206 193H207V195H208V190H206V189L209 188V187H208V186H209L208 183H210L211 180H208L209 178H207L206 175H204V176H198V178H196V180H195ZM210 178L213 179L215 182H218V181H219V180H218V177H217V175H216L215 173L211 174V175H210ZM250 178L248 179L247 182H245L244 180H243L242 182L239 181V183L236 182V183H238L240 186H239L238 184H235V183H234V184H235L237 187H246V186L248 187V185L250 184V181H252V180H250ZM217 180H218V181H217ZM249 180H250V181H249ZM211 183H212V182H211ZM203 185H204V187H203ZM216 185H217V183H216ZM245 185H246V186H245ZM218 186H219V185H217L216 187H218ZM216 187H215V189H216ZM216 190H217V189H216ZM204 191H203V193H204L203 195L205 196L206 194H205ZM209 191H210V190H209ZM235 195H236V194H235ZM209 197H210L209 199L212 198L211 196H209ZM213 197H214V196H213ZM221 197L223 198V196H220V198H221ZM235 197H237V195H236ZM235 197L232 198L233 200L231 199V197H228V199H227V197H226V200L224 201V202H225V203H224L225 206H224V207L222 206V210H223V208H226V207L228 206L229 208H228V207H227V208H228L229 213L232 212V214H234V212H236V209H235L236 207H233V209H231V208H232V205H233V206H237V199H235ZM214 199H215V198H214ZM214 199L212 198L211 202H210V200H209V201H206V202H208L207 204H209V205L211 206L210 209H213V206H216L215 203H217V202H214V203H213V200H214ZM234 199H235V200H234ZM216 200H217V199H215V201H216ZM249 200H250V199H249ZM212 203H213V204H212ZM226 203H227V204H226ZM229 203H231L232 205H230ZM259 203H260V202H259ZM259 203H258V202H255V204H258V206H256L257 209H255V210H257L256 212H257L258 214H261V215L264 216V210L262 209V206H261L262 203H260V204H259ZM222 204H223V202H222ZM252 204L254 205V202L252 203V201H247V200H246V202H245L244 205H245V207H247V209L249 210L250 205H252ZM212 205H213V206H212ZM217 205H218V203H217ZM246 205H247V206H246ZM219 206H220V205H219ZM219 206H218V207L216 206V207H217L218 209H220V211L218 210L220 213H219V212H216L217 209H216V210L214 209V212H215V213H213V214H214L213 216H215V215L218 216V217L215 216V217H217L218 220H219V216L222 217L223 214H224V212H228V211H226L225 209H224L225 211H221V208H220ZM259 206H260V207H259ZM248 207H249V208H248ZM258 207H259V208H258ZM113 209H114V208L112 207V210H113ZM234 209H235V210H234ZM259 209H260V210H259ZM114 210H115V209H114ZM231 210H232V211H231ZM262 210H263V211H262ZM105 212H106V211H102V212H101L102 214H100V215L103 216V217H104V215L106 216V215H107V212H106V214H105ZM221 213H223V214H221ZM229 213H226V218H228L227 221H228L229 223H227L226 221H224V222H222L223 225L221 224L222 226H225L226 224H227V225H228V224L230 225V223L232 224V221H233V220L231 221L232 216H230V218L227 217V214H228V216H229ZM103 214H104V215H103ZM258 214H257V215H258ZM211 215H212V214H211ZM224 216H225V214H224ZM263 216H261V218H264ZM61 217H63L64 220H65V219H66V220L68 219V218L65 217V216H59V217H56V219H55V217H54V218L52 217L51 219L49 218V220H50L51 222H50L49 220H47V221L49 222L50 225H52V224H53L52 221L55 222V221H57V218H61ZM71 217H72V216H71ZM71 217H69V218L72 219ZM221 217H220V218H221ZM73 218H74V217H73ZM76 218H77V217H76ZM101 218H102V217H101ZM104 218H105V217H104ZM224 218H225V217H224ZM224 218L222 217L220 220L223 221ZM61 221H62V220H61ZM263 221H264V220H263ZM207 222H208V223H207ZM225 222H226V223H225ZM51 223H52V224H51ZM206 223L209 224V221L206 220ZM36 224H37V223H36ZM236 224H237V223H235V225H236ZM227 225H226V226H227ZM38 226L41 227V225H39V223H38ZM38 226H37V228H38ZM226 226H225L226 229H225V228H224V229L227 231V227H226ZM233 228H234V223H233ZM235 228H237V227H235ZM203 229H204V228H203ZM220 229H221V228H220ZM222 229H223V228H222ZM224 229H223V230H224ZM229 229H230V230H229ZM242 229H244V228H242ZM225 230H224V231H225ZM203 231H205V229H204V230H201V229H200V232H201L202 234H203ZM220 231L222 232V230H220ZM224 231H223V234H225L224 237L226 236V238H228V239H227V240H228L227 243L221 241V240H224V239H222V237H223V236H222V233H219V234H217V235L212 234V237H213V236H216V237L219 236V237H220L219 242H218L219 244H218V243H217V244H216V243H213V244L215 245V246H213V244H212V245L210 244V243H211L210 241L207 242V240L205 239V241H206L207 243H206V244L203 243V246L205 247V245L208 246V245L210 244L211 246H208V247L210 248L209 252H212V253H214V254L216 253L215 255H216L217 257H218V255L220 254V253H219L220 251H221V253H222V251H223L224 249H227V246H228V247H231V246H232V248H235V247H236L235 250H238L237 248H239V250H238L239 252H240V250H242V249L244 248V249H243V250H244V254H245V255H246V254L249 255V253H250L251 250H252V249H251V248H252V244H251V240L248 239V238H250L252 234H251V235H250V234H247V236H245V237H247V238H246L245 240L242 241V242H244V243L242 244V243L240 242L241 240L239 239V238H240V234H242V233H237V235H236L235 233L237 232V230H236V232H233L231 226H230V227L228 226V232H225V233H224ZM231 231H232V232H231ZM234 231H235V230H234ZM22 232H23V229L20 228V229H19V233L22 234ZM105 232H106V231L104 230V232L102 231V232H99V233H102V234H100V235H101V236L104 235V237H105L106 234H109V233H107V232L105 233ZM205 232H207V230H206ZM205 232H204V235H205ZM229 232H231V233H229ZM99 233H98V234H99ZM119 233H120V232H119ZM119 233H118V234H119ZM201 233H199V235L202 237V234H201ZM207 233H208V232H207ZM207 233H206L205 237H204V235H203L204 238H206V236H209V235H207ZM210 233H211V232L209 231L208 234H210ZM213 233H214V232H213ZM233 233H234L235 235H232ZM57 234L60 235L59 232H57ZM96 234H97V233H96ZM112 234H113V233H112ZM220 234H221V235H220ZM121 235H122V234H121ZM229 235H230V236H229ZM243 235H244V234H243ZM232 236H233V237H232ZM234 236L236 237V239H235ZM241 236H242V235H241ZM92 237H93V235L90 236V238H91L92 241H93V238H92ZM102 237H103V236H102ZM122 237H123V236H122ZM209 237H211V236H209ZM231 237H232V240H233V239L236 240L235 242H236L237 244H235V246H233L234 244H232L231 242H229V240L231 239ZM237 237H238V239H237ZM94 238L96 239L95 234H94ZM204 238H203V240H204ZM23 239H25L24 242H27V240H29V241H30V244H31V241H33V242H34V241H35V242L37 241L36 239L29 238L28 236H24ZM39 239H42V236H40ZM56 239H58V238L55 237L54 241H55ZM207 239H208V238H207ZM225 240H226V239H225ZM239 240H240V241H239ZM51 241H53V237H52ZM220 242H221V243H220ZM228 242H229L230 244H229ZM235 242H234V243H235ZM239 242H240V243H239ZM249 242H250V243H249ZM208 243H209V244H208ZM223 243H224V244H223ZM226 244H227V245H226ZM249 244H250L251 246H249ZM103 245H104V247H101V248H102V251H101V252H103L104 250L106 251V248H107V247H106V245H107L106 242H104ZM229 245H231V246H229ZM242 245H243V247H242ZM35 246H37V245H35ZM93 246H94V245H93ZM187 246H189V244H188ZM207 246H206V247H207ZM216 246H217V247H216ZM18 247H19V248H18L19 251L22 250L20 246H18ZM33 247H34V246H33ZM105 247H106V248H105ZM185 247H186V245H185ZM189 247H190V246H189ZM206 247H205V248H206ZM218 247H219V248H218ZM96 248H97V247H96ZM101 248H100V249H101ZM103 248H104V250H103ZM214 248H215V249H214ZM223 248H224V249H223ZM241 248H242V249H241ZM186 249L189 250L188 247H187ZM207 249H208V248H207ZM213 249H214V250H213ZM217 249H218V250H217ZM229 249H231V248H229ZM188 250H186V251L188 252ZM254 250H255V247H254ZM38 251H39V252L36 253V255H37V256H40V255H44V254L46 253V251H48V249H43V250H38ZM88 251H89V250H88ZM105 251H104V252H105ZM224 251H225V250H224ZM23 252H24V251H23ZM252 252H254V251H252ZM21 253H22V252H21ZM24 253L26 254L25 256H28V260H29L30 257H31V253H27V252H24ZM218 253H219V254H218ZM240 253H243V252H240ZM217 254H218V255H217ZM247 255H246V256H247ZM249 256H250V257H246V258H247V259H249V258L252 259L251 254H250ZM15 257H16V256H15ZM15 257H14V258H15ZM190 257H191V255H190ZM20 258H21V257H18L17 260L20 261ZM215 258H216V257H215ZM219 259H220V258H219ZM250 259H249V261H251ZM28 260H27V261H28ZM81 260H83V259H81ZM81 260H79V264H83V262H82ZM207 260H208V262H209L210 264L212 263L210 258H208ZM217 260H218V259H215V261H217ZM13 261L15 262L16 260H13ZM27 261H26V262H27ZM51 261H52V258H51L50 260H48L45 264H50ZM72 261H74V260H72ZM80 261H81V263H80ZM105 261H107V260H104V262H105ZM212 261H214V260H212ZM230 261H231V263L229 262L230 264L234 263L232 260H230ZM247 262H248V260H247ZM23 263H25V262H23ZM218 263L220 264V260L217 261V263L215 262V264H218ZM248 263H250V262H248ZM25 264H26V263H25ZM138 264H139V262H138ZM213 264H214V263H213Z\"/></svg>",
	"mask_w": 264,
	"mask_h": 264
},
{
	"label": "flooded vegetation",
	"instance_id": "af4514ba",
	"mask_svg": "<svg viewBox=\"0 0 264 264\" xmlns=\"http://www.w3.org/2000/svg\"><path fill=\"white\" fill-rule=\"evenodd\" d=\"M57 220H59V221H63L64 219H63V217H61V218H57ZM24 241H25V239H24ZM24 252H26V251H24ZM24 252H22L23 254H22V256L23 257H27L28 258V256H25L26 254L24 253ZM18 258H16V259H13V260H17Z\"/></svg>",
	"mask_w": 264,
	"mask_h": 264
}]
</instances>
